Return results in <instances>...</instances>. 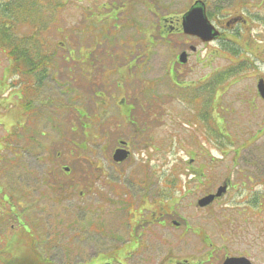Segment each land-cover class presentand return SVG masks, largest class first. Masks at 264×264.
<instances>
[{
  "label": "flooded vegetation",
  "instance_id": "obj_1",
  "mask_svg": "<svg viewBox=\"0 0 264 264\" xmlns=\"http://www.w3.org/2000/svg\"><path fill=\"white\" fill-rule=\"evenodd\" d=\"M197 8H203L208 24L218 34L209 42L184 34L183 18ZM159 23L156 44H163L171 55L159 59L161 72L166 69V74L157 76V89L149 90L148 83L133 86V83L125 81L130 94L123 95L117 84L119 81H116L107 97L108 102L98 107L93 125L96 145L111 146L113 153L118 149L129 152L123 163L108 161L113 173H118L114 179L123 182V188L118 189H114L117 185L111 184L112 194L124 193L132 208L133 205H147V217L126 220L129 241L133 232L138 235V227L142 230L139 233L141 242L134 249L129 246L125 264H225L229 259H242L235 264H264V233L243 239L240 226L232 219L212 218L213 205L219 199L207 206H200L197 201H164L163 174L149 168L150 159L156 154L160 156L158 161H161L162 168L161 130L165 106L171 111L178 108L185 111V105H189L195 110L194 114L200 118L203 114L204 119L209 111L220 110L215 123L226 132L228 140L255 145L263 139L264 94L258 91L257 85L264 82V0L258 3L256 0H186L180 10L162 17ZM233 44L236 46L234 55L228 52L229 45ZM183 53L187 57L182 61L180 56ZM194 60L195 66L192 65ZM226 61L235 64L237 71L235 81L227 87L225 82L232 75L225 72ZM185 69L188 76H184ZM165 76L166 79L163 78ZM6 77L4 74L0 78V107L13 101L12 96L2 99V82ZM244 80H251L256 89H243ZM11 85L20 91V83L13 81ZM213 86L218 88L213 89ZM237 86L239 89H231ZM21 99L24 102L23 96ZM19 102L17 97L15 105ZM37 117V113L30 111L13 112L14 127L18 129L15 133L17 140L20 138L19 130L34 125ZM9 124L10 120L0 118V126ZM210 129V122L204 121L190 131L178 129L176 132L184 144L193 142L200 145V152L195 151L186 160L180 173L193 177L192 181L203 189L211 184V156L201 148L211 141ZM134 152L139 159H134ZM134 161L139 166L134 173L130 171L126 179L123 171H129ZM96 170L99 171L98 166ZM238 178V186L231 178L222 181L228 185L223 199L231 189L244 190L256 184L264 186V170L243 171ZM116 180L111 179L112 182ZM182 188L183 193H193L190 185ZM109 205L114 206V203ZM260 205L264 206V203ZM131 226L136 230L133 231Z\"/></svg>",
  "mask_w": 264,
  "mask_h": 264
},
{
  "label": "rangeland",
  "instance_id": "obj_2",
  "mask_svg": "<svg viewBox=\"0 0 264 264\" xmlns=\"http://www.w3.org/2000/svg\"><path fill=\"white\" fill-rule=\"evenodd\" d=\"M62 1L65 2L64 4L66 5L64 8L61 7L57 10L56 15L58 16L55 20V24H52L50 30L47 32L39 33V38L43 41L40 50L46 55H51V57L54 58V66L52 67L50 77L46 76L40 85V96L37 100L38 104L36 105V109H39L36 110L39 117L36 124L28 126V128L33 127L32 129H35L34 131L32 130V134L28 133V138L39 142L45 147L42 149L33 148L31 151L34 155L28 152H20L21 156L19 160L15 158L10 148H5L0 151V184L2 185V187L0 186V214L5 211V209L2 208H13L12 205L18 206V212L21 213V216H18L17 224L18 227L21 228V232H23L17 235L15 233L8 235L7 245L0 247V249L3 251V248H5L7 252H12L14 247H19V252L17 254L14 253L12 257H10L9 254L4 252V254H2V252H0V264H9L8 260L10 258L13 264L24 263L25 261L34 263L37 259L26 249L28 244L26 234L31 233L34 239L37 230L38 233L40 235L42 233L46 239L45 243L42 245V250L46 252L56 264H82L96 257L95 255L99 252L106 250V247L110 249L118 244L115 241H110L109 237H106L103 233L97 234L96 220L98 219L94 216V213L96 215L98 211L96 209L98 193L101 201H119L121 203L124 201V196L122 195L111 197L109 195L111 189L105 184L110 179L116 180L114 176H118V173H113L107 159H105L100 152L101 147H91V133L88 129L90 119L88 117L84 119V126L86 129L82 126L79 127L80 123H78L79 129L83 128L84 130V137L88 138L85 142V146L79 147V149L82 150L86 148V146L88 147L84 151H80V153L82 152L84 156L87 155L86 157L93 160V162H101L103 169L98 171V174L101 173V171L106 174L105 176L96 175L99 179L105 180V183L97 181V176L95 175L88 173L83 175L82 173H78L79 169H77V164H75V157H69L68 155L70 149H74V147L69 144L67 148L66 145L59 144L58 137L59 132H62L68 139L74 136L76 137L75 140L81 143L83 142V136L81 133L71 135L70 127H64L66 123L62 125L64 117L61 116L68 113L76 105L85 107L90 114H92L95 97L93 98V94L89 92L90 84L87 82H95L93 87L100 88V91L96 92L98 93L97 97L99 98V102L100 104H106L108 102L107 97L111 92V85L107 83L109 76L111 83H113L119 75L121 76L124 70H132L136 67L135 63L128 58L132 55L130 49L134 48V45L128 43L129 49L126 51L127 56L124 57L125 64H122V54L125 46H121L119 41H139L142 44L138 47L139 55L137 53L133 55H138L135 60L137 65L142 69V71L138 72V78L140 80H135L133 86L148 83V86L153 84V90H155L157 76L161 75V73L166 74V69L161 72L159 59L171 55V51H169L167 47L163 48V44L159 42L154 45L148 44V42L152 44L153 31L152 25L148 27L147 23H157L156 18H159L164 10V5L160 2L161 0L159 1V5L149 6L147 4V7L154 17L147 12L144 7L146 4L144 6L139 5L143 4L142 0H89L90 3L86 2L87 0ZM62 1L59 0L58 2L63 4ZM144 1L147 3L146 0ZM148 1L151 2L152 0ZM170 1V10L176 12L180 10L183 2H186V0ZM170 1L167 2L166 6L170 4ZM258 2L259 0H256V3ZM50 13L52 14L51 10L49 13L48 10H45L44 16L45 14L50 15ZM127 13L128 15L126 16ZM165 13L166 11L164 14ZM0 14L3 15L1 10ZM84 14L87 15L85 20L86 23L79 27L84 20ZM1 17L2 16H0V18ZM119 17L120 20L118 19ZM41 20H43V16ZM11 24L12 23H7L6 25L11 26ZM32 27L34 26H29L28 23L23 22L22 26L19 25L18 28L16 27L18 36L21 38L24 34H27L29 36L26 37V39H30L31 34L34 36V32L36 31L35 28L32 29ZM56 27H58L56 29L57 32H54ZM65 27L66 30H64ZM146 27H148V29L144 30L143 33L142 30ZM82 31L88 34L83 35ZM101 31L102 33H99ZM91 32L92 34L96 33L94 38H92ZM62 35L66 41L64 50L69 59L73 62V67H76V69H72L73 73L70 72V69L66 70V66L63 64V57L66 56V53L61 49V44L64 42ZM69 37L73 41H69ZM111 41L112 44L110 45L108 42ZM80 42L82 43L79 44ZM84 44L87 46L94 45L87 47ZM202 56H204L203 52ZM116 61L120 63V65H117ZM170 62L171 59L169 63ZM195 63L194 60L192 65L195 66ZM226 63L228 67L230 63L228 61H226ZM100 64H102L103 68ZM77 71L87 82L78 79L79 75L76 74ZM126 72L127 71L123 72V74ZM100 74L101 78H99ZM3 75L4 71L0 67V78H2ZM74 75H77L78 78ZM184 76H188L187 69L184 71ZM163 78H166V76ZM117 84L122 90L123 95L130 94L129 87L122 78L119 79ZM252 84L251 80H244L242 82V88L249 90L253 89L251 86ZM232 89H239V87L237 86ZM17 97L20 99L19 105H15V103L14 106L11 107V110L16 114L22 112L24 108V102L21 99V91L17 92ZM44 101L45 104H42ZM32 108L33 107H31V109ZM164 109V111H167L168 107L165 106ZM1 111H4V109L2 108ZM185 111L186 112L179 113L181 110H173L162 120V168L161 161H158L160 158L158 154L150 159L149 168L159 170L163 174L164 191H169L168 185L173 186L177 180L180 181V185H190L193 189H195V186H198L197 182L192 181L194 178H182V176H180V172L185 168V164L177 163L178 160H176V158L180 159L185 157L180 151L186 153V149L181 142L182 139L176 136V132L183 127V123L192 121L195 113V110L189 105H185ZM165 113L166 112H164V116ZM44 132L45 137L40 134ZM157 135L159 136V131H157ZM4 136L7 137L6 133L0 129V138ZM212 142V157H219V153L216 151L219 147L216 145L215 140H212ZM28 143L29 142L26 140L20 141V144L23 145ZM17 147L19 149V146ZM88 149H92V152ZM240 149L242 148H237L236 152ZM259 150L264 152V143L262 146H257L256 149L250 148L244 153L243 157L244 163L247 162L252 164V168L257 169L258 172L264 170V160L260 164L255 163L253 160ZM55 151L64 153L65 157H55ZM73 153L77 154L78 152L75 149ZM262 155V159H264V153ZM133 157L134 159H139L135 152ZM83 161L85 162L84 159ZM175 164L179 166L177 171H173L172 168ZM228 165H231V163ZM72 166L74 167L75 174L72 173L69 176H65L63 174V168H72ZM137 166L139 165L135 162L129 171H123V176H126L127 179L130 176V171L134 173ZM123 168L126 169V165H124ZM219 169L220 171L210 168L209 172L212 179V186L216 181L218 185L223 179L221 175L226 173L223 171L229 170L225 169L224 166H220ZM232 169L233 173H236V170L239 169L236 162H233ZM45 170L52 171V183H49L51 186H48V184L45 186L46 188L42 184ZM57 178L64 179L67 183V188L64 189L68 190V193H70L69 197L60 195V193L55 190L56 184H54V182ZM77 178L80 180V184L74 187L72 182H75ZM234 180L236 181V185H239V180L236 178H234ZM92 182H95L94 186ZM188 182H190V184H187ZM87 185L90 187L87 188ZM121 186H123L122 181ZM92 187L97 189L93 193L90 192ZM179 187L180 186L175 190L176 198L184 194ZM209 187H211V185ZM70 188L73 189V191H71ZM208 188L207 190L210 189ZM258 188L264 191L263 187L262 189L261 187ZM199 189L203 188L199 187ZM261 191H259V193H261ZM81 192H84L85 194L82 195L85 196H80ZM196 193L197 196L201 195L198 191H196ZM10 196L11 201L9 199ZM261 197L264 198V193L261 194ZM246 199L241 196L240 191L231 189L229 196L220 202V204L216 205L214 209L217 216H225L232 218V220L235 219L237 225H239L242 230L243 238L251 239L255 234L264 233V210H262L259 215H257L255 211H250L248 209V204L245 202ZM190 201H192L191 197L187 196L186 202ZM4 203H6V206H4ZM118 205L114 207L116 210L119 208ZM126 213L130 215L128 210H126ZM103 216L109 217L111 219L110 222L115 223L113 228L117 231V234H123L119 226V221H121L120 218H122L120 213H117V211L105 210ZM8 221L11 223H9L6 228L1 226L0 229V233L4 236L14 222L12 219ZM100 221H103V219ZM28 222L32 223V228ZM88 223L91 228H83L84 225H88ZM107 228L108 224L106 220L103 224V229L107 230ZM130 228L133 231L136 230L135 226H131ZM141 230L142 229L138 227V233H140ZM131 240L136 244L139 241V236H135L133 232ZM123 244L124 241H121L119 246ZM120 252L121 254H125V248L121 247ZM72 253H74V255H72ZM118 254L117 252L116 255L118 256ZM99 263V261L94 260L89 264Z\"/></svg>",
  "mask_w": 264,
  "mask_h": 264
},
{
  "label": "trees",
  "instance_id": "obj_3",
  "mask_svg": "<svg viewBox=\"0 0 264 264\" xmlns=\"http://www.w3.org/2000/svg\"><path fill=\"white\" fill-rule=\"evenodd\" d=\"M0 10L1 13L3 12L4 17L7 16L8 18L3 21V23H0V41H4L3 48H8V54L11 57H17L19 56L21 59H24L25 61H29L32 64L35 65L36 68H38V61L41 59L43 52L40 50L41 45L43 41L41 38H39V33L45 31V27H48V21H43L44 19V12L45 10H48V13L50 10L52 11V14L50 13V23L55 24V20L58 15H56L57 10L61 8L60 3L58 0H0ZM44 6V7H43ZM47 8V9H46ZM27 9H31L33 11V14L35 16V28H40L39 31H36V34L31 39H22L18 44V39L16 36L12 33L13 30L11 28H7L6 23H10V21H16L23 23L24 21H27L29 18L25 16L28 12ZM18 12L20 15L17 16L15 12ZM46 15V14H45ZM1 20V18H0ZM2 30V31H1ZM31 41V45L29 48V43ZM25 43L27 46H25ZM28 47V48H27ZM12 58V59H14ZM44 59V57L42 58ZM36 62V63H35ZM42 63H40L41 65ZM24 66V65H23ZM34 264H51L49 261L42 259L41 257L37 260H35Z\"/></svg>",
  "mask_w": 264,
  "mask_h": 264
},
{
  "label": "water",
  "instance_id": "obj_4",
  "mask_svg": "<svg viewBox=\"0 0 264 264\" xmlns=\"http://www.w3.org/2000/svg\"><path fill=\"white\" fill-rule=\"evenodd\" d=\"M201 11V9H193L192 11H190L187 15V17L185 18V32L187 34H191V35H194V34H197L199 36H201L203 38V40L207 41L209 40V36H208V33L205 34V30L204 28H201V29H197L196 28V25L194 23V16H196V12H199ZM185 57V54H183L181 56V59H184ZM212 198V197H211Z\"/></svg>",
  "mask_w": 264,
  "mask_h": 264
}]
</instances>
